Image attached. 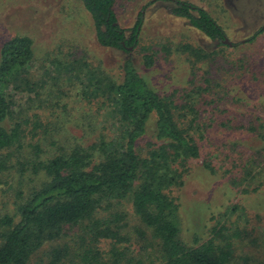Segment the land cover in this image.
<instances>
[{"label": "trees", "instance_id": "16d2710c", "mask_svg": "<svg viewBox=\"0 0 264 264\" xmlns=\"http://www.w3.org/2000/svg\"><path fill=\"white\" fill-rule=\"evenodd\" d=\"M80 2L106 49L136 50L146 8L157 3L225 45L223 27L194 3L151 0L126 29L119 0ZM188 51L200 56L190 46ZM35 60L28 36L0 49V186L9 190H0V264H264V209L250 205L264 194L258 155L239 172L207 161L206 169L245 198L211 212V226L202 215L186 242L182 216L192 206L186 209L180 191L192 161L201 158L197 111L161 96L133 58L124 60L116 80L83 59L51 61L43 75L36 74ZM142 62L149 69L155 60L145 55ZM60 66L61 76L53 75ZM76 112L87 131L103 132L91 145L72 132L69 119ZM95 118L104 127L92 124ZM252 131L264 139V128ZM213 205L210 200L207 209Z\"/></svg>", "mask_w": 264, "mask_h": 264}, {"label": "rangeland", "instance_id": "374dc122", "mask_svg": "<svg viewBox=\"0 0 264 264\" xmlns=\"http://www.w3.org/2000/svg\"><path fill=\"white\" fill-rule=\"evenodd\" d=\"M150 1L119 0L121 25L133 27L138 13ZM182 1L211 13L225 30V45L211 41L187 21L172 17L170 7L161 3L146 8L141 44L126 54L99 45L93 22L80 0H0V49L14 37L28 36L34 41L36 74L43 75L51 61L66 64L83 59L114 80L121 76L124 60L133 58L139 72L161 96L197 111L201 158L192 161L190 176L180 191L186 209L192 206L189 215L182 216L181 238L188 242L190 230L200 226L202 215L209 218L211 226V212L220 214L245 198L222 175L206 169L207 161L217 164L220 171L231 166L233 172H239L251 158L259 156L264 167V139L252 131L264 128V0ZM188 46L200 56H192ZM145 55L153 56L152 68L143 65ZM60 67L53 68V75L61 76ZM68 89L75 93L72 87ZM69 120L72 132L90 140V145L103 134L101 128L87 131L78 112ZM90 121L99 127L105 125L101 119ZM2 189L8 190L1 185ZM255 198L250 204L254 210L264 209V194ZM210 200L214 208L208 210ZM128 210L130 222L136 223L132 207Z\"/></svg>", "mask_w": 264, "mask_h": 264}]
</instances>
